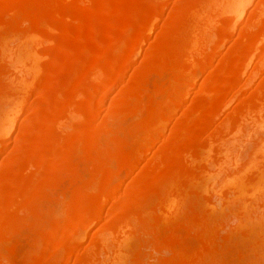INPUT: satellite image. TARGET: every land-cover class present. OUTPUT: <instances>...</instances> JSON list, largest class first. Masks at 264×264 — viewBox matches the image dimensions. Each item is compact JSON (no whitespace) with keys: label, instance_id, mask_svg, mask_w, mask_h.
<instances>
[{"label":"bare ground","instance_id":"obj_1","mask_svg":"<svg viewBox=\"0 0 264 264\" xmlns=\"http://www.w3.org/2000/svg\"><path fill=\"white\" fill-rule=\"evenodd\" d=\"M170 4L0 0V264H264V0Z\"/></svg>","mask_w":264,"mask_h":264},{"label":"rangeland","instance_id":"obj_2","mask_svg":"<svg viewBox=\"0 0 264 264\" xmlns=\"http://www.w3.org/2000/svg\"><path fill=\"white\" fill-rule=\"evenodd\" d=\"M173 1H174V0H173ZM169 2L172 3V0H168V5H169V7H170L171 4H170ZM253 3H254V1H252V2H251V5H249V8H248V10H247V13H248V11H249V12L251 11ZM249 9H250V10H249ZM151 34H152V36L155 37V36L157 35V32L155 33V31H154V33L152 32ZM42 58H43V60H42ZM48 60H49V58L46 57V56H45V57H44V56L41 57L40 62H41L42 64L40 63L41 65H40V67H39V69H38V71H37V73H36L37 76H35L36 79L34 80V83H33V85H32V89H31V91L28 90V91L25 93V97H24V99H22V101H21L20 103H18V105L20 106V107H19V110H20V111H19V119H18V120H20V121H19V122L17 121V126H15V128H14V130H13V133H12V134L10 133V134H11V137L9 136V138L7 137V139H6V138L3 137V135L1 136V138L3 139V144H5L6 147L8 146V147L10 148V146L13 144L12 141H13V137H14V135L16 134V132H20V131H22V129L20 128V125H21V123L23 122L22 120L27 116L28 110H30L29 108L32 106V103L34 104V101H35V98H36V96H34V92H35V89H36L35 87H37V91H36V92L38 93V92L41 90V88H42L41 85L43 86V81L45 82L46 74H48V71H47V69H48V68H47V64H46V66H45V62H48ZM137 60L139 61V59H137ZM137 60H136V63H139V62L141 63V59H140L139 62H137ZM55 64H56V63H55ZM55 64H54V65H55ZM55 66H56V65H55ZM55 66H54V67H55ZM41 67H42V68H41ZM56 67H57V66H56ZM56 67H55V68H56ZM129 71L131 72V68H130ZM45 73H46V74H45ZM40 74H41V75H40ZM203 76H206V71H204L202 74H200V80L204 79ZM201 77H202V78H201ZM35 84H36V86H35ZM37 85H39V86H37ZM195 86H196V85H195ZM195 86L193 87L192 91L189 92V94H188V96H187L188 99L192 97L191 94H193L194 92H198V91L195 89V88H197V87H195ZM28 92H29V93H28ZM36 92H35V95H37ZM112 92L114 93L115 91L113 90ZM112 92H111V94H113ZM32 93H33V94H32ZM115 93H116V92H115ZM194 94H196V93H194ZM29 95H30V97H29ZM114 95H115V94H114ZM31 96H33V97H31ZM110 96H112V95H110ZM190 96H191V97H190ZM194 96H195V95H194ZM113 97H114V96H113ZM111 98H112V97H110V98H108V99L111 100ZM21 104H22V105H21ZM104 108H105V107H104ZM103 111H104V109H103ZM178 111H179V110H178ZM178 111H177V112H178ZM177 112H176V114H179V113H180V112H179V113H177ZM23 116H24V117H23ZM175 118H176V117H175ZM175 118L172 117V118L170 119V122H169V123H170V124L173 123ZM175 121H176V120H175ZM170 124H169V126L171 127L172 125H170ZM20 129H21V130H20ZM5 139H6L7 141H6ZM156 145H157V144H156ZM157 146H158V145H157ZM157 146H155V147L157 148ZM11 147H12V146H11ZM9 148H8V149H9ZM153 152H154V151H153ZM153 152H152V150H151V151H150V154H152ZM10 153H12V152H10ZM10 153H7V154H6V153H5V154H0V165H1V163H2L1 160H3L2 158H4V156H5V158H6V157H9V156L11 155ZM6 155H7V156H6ZM145 160H146V159L143 160L144 162L142 161L143 164H141V165H144V164L146 163ZM141 165H140V166H141ZM141 167H142V166H141ZM139 169H141V168L139 167ZM137 170H138V169H137ZM137 172H141V170H139V171H137ZM132 173H133V172H132ZM132 173L129 174V175H127L128 177L126 176V182H127V183L129 182V180H131V179L133 178V175H134V174L132 175ZM131 175H132V176H131ZM128 179H129V180H128ZM128 186H129V184H128ZM246 197H247V196H246ZM225 205H226V204H225ZM228 206H229V205H228ZM228 206H227V207H226V206H224V207L222 206L223 208H221L222 211H223V209H224V211L221 212V216H222L221 218H223V216H225V218H223V220L225 219L224 221H226V223L222 220V221L224 222V224H221L220 227L216 228V230H217L219 236L221 235L222 238H223V236H224L225 234H226V235L228 234L227 231L230 229V227H234L233 225L235 224V223H234V220H232L233 218H232V219L230 218V217H233V216H230V217H229V215H228V216L225 215V214H228V213L226 212V211H228V209H229ZM228 212H229V211H228ZM222 213H223L224 215H223ZM227 217H228V218H227ZM223 222H222V223H223ZM235 222H236V220H235ZM228 226H230V227H228ZM225 227H227V228H225ZM227 229H228V230H227ZM214 230H215V229H214ZM219 231H220L221 233H220ZM194 234H195V235H194ZM189 235H190V236H189ZM189 235H188V237H187V235H185L184 238H183V241L186 242V244H188V245H189V244H192L194 241H196L195 244L193 243V245H196V243H198V241H199V239H198V236H199L198 233H192V234H189ZM138 238H139V237H138ZM237 238L239 239V237H236V239L234 238L235 241H236V240L238 241ZM140 239H141V238H140ZM146 239H147V238H145L144 236H142V239H141V240H146ZM195 239H197V240H195ZM234 239L232 240V249H233L234 247H235L236 249H237V248H241L240 246L243 244V242H242V244H240V243H239L240 240H239L238 242L236 241V242H237V243H236V242H233ZM137 240H138V242H139V239H137ZM141 240H140V242H141ZM241 240H242V239H241ZM243 240H244V239H243ZM191 241H192V242H191ZM25 242H26V240H25ZM138 242L136 243V245L134 244L136 247L133 246V247H135V251H137V249H138L139 246H140V243H138ZM142 242H143V241H142ZM189 242H191V243H189ZM23 243H24V242H23ZM23 243H22V244H23ZM143 243H144V242H143ZM238 243H239V244H238ZM235 244H238V245H235ZM244 244H245V243H244ZM244 244H243V245H244ZM24 245H25V248H24ZM24 245L20 246V248H19V250H18L19 255L21 256V258H20V256H19V258H18V254H17V259H18V260H19V259H20V260H23V259H24L23 257H25L24 255L28 254V252H29V248H28L27 245H30V244H27V245H26V243H25ZM243 245H242V246H243ZM238 246H239V247H238ZM22 247H23V248H22ZM29 247H30V246H29ZM144 247H145V246H144ZM243 247H244V246H243ZM52 248H54V247L52 246ZM133 249H134V248H133ZM142 249L144 250V252H146V253L148 252V254H152V253H153L154 256H155V251H154V250L152 251V248H151L150 246L145 247V248H142ZM138 250H139V249H138ZM150 251H151V253H150ZM18 252H17V253H18ZM20 252H21V254H20ZM133 253H134V251H133ZM164 253H165V252H164ZM156 256H157V254H156ZM233 256H234V255H233ZM22 258H23V259H22ZM234 258L237 259V258H238L237 255H235ZM238 259H239V258H238ZM238 259H237V260H238Z\"/></svg>","mask_w":264,"mask_h":264}]
</instances>
